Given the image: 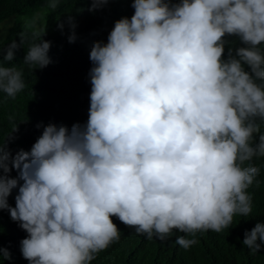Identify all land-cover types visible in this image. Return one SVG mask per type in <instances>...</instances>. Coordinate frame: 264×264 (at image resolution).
I'll return each mask as SVG.
<instances>
[{"label": "clouds", "instance_id": "9594fccd", "mask_svg": "<svg viewBox=\"0 0 264 264\" xmlns=\"http://www.w3.org/2000/svg\"><path fill=\"white\" fill-rule=\"evenodd\" d=\"M107 3L93 0L89 10ZM132 7L91 49L87 122L38 124L31 149L15 154L11 134L0 143V209L28 233L21 252L29 264H91L120 239L113 217L163 241L174 231L221 232L252 213L248 189L261 171L252 161L264 157V0ZM44 34L23 59L34 69L52 62ZM23 44L22 35L0 51L3 62ZM24 88L22 71L0 64V91L15 97ZM243 244L264 249V222L245 231ZM0 257L11 253L0 249Z\"/></svg>", "mask_w": 264, "mask_h": 264}, {"label": "trees", "instance_id": "16d2710c", "mask_svg": "<svg viewBox=\"0 0 264 264\" xmlns=\"http://www.w3.org/2000/svg\"><path fill=\"white\" fill-rule=\"evenodd\" d=\"M53 3L57 5L55 8ZM92 3L93 0H0V22L14 14H35L43 7L48 13L41 31H33L15 20L0 40L2 51L13 40L19 42L24 36V44L16 51L14 61L5 63L0 55V64L20 69L25 83V88L15 97L0 91V143L11 134L8 143L13 154L20 149H31L43 131L38 124H65L70 128L74 123L87 122L93 44L96 41L106 43L115 22L124 16L130 18L135 11L133 0H108L107 5L90 11ZM69 17L76 25L74 42H69L73 32ZM43 34V39L51 42L48 55L52 62L44 68L34 69L23 59L28 48ZM228 39L235 40L233 46H238V38ZM257 122L264 133V122ZM252 162L261 171L258 183L248 189L253 197V210L249 216L237 214L232 225L221 232L200 231L193 237L174 231L163 241L155 237L148 239L146 234L137 233L135 228L113 217V222L121 230L120 239L96 254L91 264H264V249L253 252L243 244L245 231H250L257 222H264V157L254 158ZM11 176H17L16 170ZM16 194L17 190H13L9 197L13 207ZM27 235L7 210L0 209V249L7 248L11 253L10 260L0 257V264H29L21 252V241ZM182 235L196 239L197 243L188 249L183 248L175 243Z\"/></svg>", "mask_w": 264, "mask_h": 264}, {"label": "rangeland", "instance_id": "374dc122", "mask_svg": "<svg viewBox=\"0 0 264 264\" xmlns=\"http://www.w3.org/2000/svg\"><path fill=\"white\" fill-rule=\"evenodd\" d=\"M46 7H43L35 14H14L11 17L5 19L4 21L0 22V40H2L8 29L12 26L15 20L20 21L23 23L27 28L33 31H41L44 27L46 15H47Z\"/></svg>", "mask_w": 264, "mask_h": 264}]
</instances>
